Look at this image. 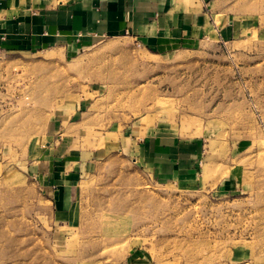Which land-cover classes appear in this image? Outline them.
<instances>
[{
  "label": "rangeland",
  "instance_id": "rangeland-1",
  "mask_svg": "<svg viewBox=\"0 0 264 264\" xmlns=\"http://www.w3.org/2000/svg\"><path fill=\"white\" fill-rule=\"evenodd\" d=\"M224 8L237 34L165 50L118 35L0 52V264H264V0ZM154 132L200 142L197 170L143 163Z\"/></svg>",
  "mask_w": 264,
  "mask_h": 264
},
{
  "label": "crops",
  "instance_id": "crops-1",
  "mask_svg": "<svg viewBox=\"0 0 264 264\" xmlns=\"http://www.w3.org/2000/svg\"><path fill=\"white\" fill-rule=\"evenodd\" d=\"M225 1L72 0L14 10L4 7L0 0V52H37L56 45L78 49L97 38L118 35L159 51L182 41L202 40L211 26L219 36L229 29L235 35V18L225 19L218 26L213 17L228 15ZM138 153L143 163L161 174L187 175L199 166L201 143L182 142L173 134L154 132L139 145ZM59 174L62 176V172ZM62 179L48 182L51 197L59 208H65L67 189L73 186L70 178L66 177L64 182Z\"/></svg>",
  "mask_w": 264,
  "mask_h": 264
}]
</instances>
